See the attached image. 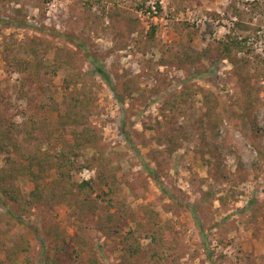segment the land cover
Masks as SVG:
<instances>
[{"label":"rangeland","instance_id":"rangeland-1","mask_svg":"<svg viewBox=\"0 0 264 264\" xmlns=\"http://www.w3.org/2000/svg\"><path fill=\"white\" fill-rule=\"evenodd\" d=\"M11 41L50 71L25 99ZM81 90L97 140L63 166ZM0 100L48 160L0 150V264H264V0H0Z\"/></svg>","mask_w":264,"mask_h":264},{"label":"trees","instance_id":"trees-1","mask_svg":"<svg viewBox=\"0 0 264 264\" xmlns=\"http://www.w3.org/2000/svg\"><path fill=\"white\" fill-rule=\"evenodd\" d=\"M159 10V8H158ZM154 30H152L150 37L152 38ZM224 53H229L232 48L241 50L240 43L237 39H231L226 44H220ZM40 44L36 41L31 42V45H25L23 43H18L16 41H11L10 44H5L4 52L8 53L10 57L9 67L13 73H17L20 76V82L18 86V92L21 95L20 99H25L29 96H34L35 93L32 91L34 88L38 77L44 73L49 75L48 66L46 60L39 54ZM188 60H191L190 56H187ZM57 67L55 68V71ZM52 71V70H51ZM54 71V70H53ZM97 73L100 77L107 83H110L109 76L101 69H97ZM81 90L76 95H71L67 108L65 109V116L61 117L62 123L60 124L62 130L64 129L66 123L73 125L72 133L68 138L64 139L62 133L56 138V141H61L63 143V148L59 154L60 162H64L63 166L73 164V159L78 156L79 152L89 146L94 140H97V136L93 135L89 128H82L81 131L75 130V128L80 126V116L77 112L79 107L85 105L89 101V97ZM84 95L83 97L79 95ZM183 95V94H182ZM179 95V97H182ZM206 95V94H205ZM176 99V98H175ZM1 104V100H0ZM72 127V126H70ZM38 127L36 120L30 119L24 124L17 125L7 118V114L1 113L0 111V150L12 149L15 153L19 154L20 159L26 160L31 166L36 167L39 171L42 169L44 164H48V160L40 157V136L37 134ZM23 136L27 146L23 147L18 144L17 138ZM24 153L20 155V152ZM16 160H10L8 166L12 169L15 168V173L26 174L31 177L35 182L39 179L37 174L33 171H27L25 168H20ZM70 167V166H68ZM1 173L3 175H12V172L7 167ZM88 183H83L80 188L90 189ZM6 193V192H4ZM7 194V193H6ZM32 200L40 199L41 194L38 190L31 193ZM136 252L133 251L132 254ZM159 255V254H158ZM154 254L151 259L156 262L160 261V255Z\"/></svg>","mask_w":264,"mask_h":264},{"label":"built area","instance_id":"built-area-1","mask_svg":"<svg viewBox=\"0 0 264 264\" xmlns=\"http://www.w3.org/2000/svg\"><path fill=\"white\" fill-rule=\"evenodd\" d=\"M152 13H154V14L156 13L155 10H154V8H153V10H152Z\"/></svg>","mask_w":264,"mask_h":264}]
</instances>
